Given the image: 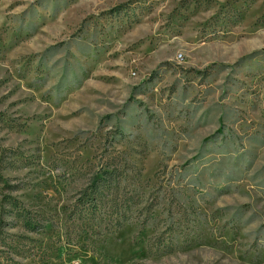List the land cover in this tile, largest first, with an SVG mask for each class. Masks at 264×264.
Returning <instances> with one entry per match:
<instances>
[{
  "label": "rangeland",
  "instance_id": "rangeland-1",
  "mask_svg": "<svg viewBox=\"0 0 264 264\" xmlns=\"http://www.w3.org/2000/svg\"><path fill=\"white\" fill-rule=\"evenodd\" d=\"M1 154L0 262L264 264V0H0Z\"/></svg>",
  "mask_w": 264,
  "mask_h": 264
},
{
  "label": "trees",
  "instance_id": "trees-1",
  "mask_svg": "<svg viewBox=\"0 0 264 264\" xmlns=\"http://www.w3.org/2000/svg\"><path fill=\"white\" fill-rule=\"evenodd\" d=\"M2 151H3V150H2ZM2 151H1V153H2ZM0 160H4V158H3V154H1ZM0 181H2L1 177H0ZM123 221L125 222L126 219L124 218ZM117 225L120 226V224H117ZM10 263H11V264H19V263L13 261V260L10 261ZM0 264H7V262H6V263H4V262H0Z\"/></svg>",
  "mask_w": 264,
  "mask_h": 264
}]
</instances>
